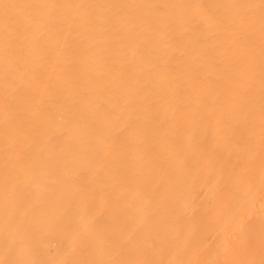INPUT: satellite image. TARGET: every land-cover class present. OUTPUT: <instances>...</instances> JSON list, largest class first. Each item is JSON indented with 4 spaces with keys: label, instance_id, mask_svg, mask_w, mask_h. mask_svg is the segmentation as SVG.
<instances>
[{
    "label": "bare ground",
    "instance_id": "obj_1",
    "mask_svg": "<svg viewBox=\"0 0 264 264\" xmlns=\"http://www.w3.org/2000/svg\"><path fill=\"white\" fill-rule=\"evenodd\" d=\"M14 1L10 9V3H4L8 5L4 9H9V13L4 12L9 19L6 14L7 19L0 14V83L7 77L22 82L23 78L18 79L19 71L26 70L24 67L29 65H21L24 69L18 71L15 65L20 59L16 63L7 58L16 59L21 48H15L16 42L29 43L31 40L28 46L33 55H25L28 48H23L22 55L27 56L25 63L34 57V63L29 60L32 63L29 67L34 71L27 70L30 74L33 72L31 77L36 82L37 93H34L37 95L32 96L39 99L33 108L35 100L26 98L30 92L29 89L26 92L28 82L26 89L20 86L26 95L19 91L28 103L12 96L10 86L14 82H6L9 86L1 83L5 89L10 88L11 94L7 96L3 88L6 98L11 95V101L12 97L15 102L20 98L21 104L31 106L24 112L28 119L20 115L22 108H17L18 118L28 120L30 123H24L30 124L29 127L24 124L22 130H17L20 134L15 132L16 121L12 119L17 117L16 112L11 114V121L6 119L14 123L7 122L13 127L11 133L8 131L10 135L3 130L7 137L0 136L1 143L4 139L3 144H6L0 148V172H7V176L0 179V189L6 190L4 201L0 202V216L3 212L8 214L0 221V249L19 240L28 242L27 251L14 254L11 262L57 264L54 258L62 253L58 250L60 243L72 236L67 230H55V216L44 217L59 210L58 198H64L62 194L69 188L66 177L63 178L58 169L55 174L58 183L45 189L40 187L42 180L35 178L33 170L36 168L39 174H44L48 166L14 165L35 157L44 149L42 147L59 145L67 137L70 140L66 139L63 146L69 152L74 156L80 150L86 153L82 156L81 167L85 168L92 193H110L115 188L118 193L126 191L121 193L127 196L124 202L134 209L133 214L132 211L123 213L127 221L135 218V210H143L142 203L154 199V194L163 195L155 204L169 208L180 202L186 188L197 191L213 184L215 178H222L223 182L211 187L215 194L213 200L221 201L229 194V187L245 192L243 202L234 208L225 227L206 238L211 244L226 247L217 252L226 264H264L263 219L253 210L264 195V0H26L29 7L27 3L19 7L24 2L17 0V5ZM1 8L3 12V6ZM20 21L24 24L18 26ZM6 23L10 27L16 25L13 30L8 28L10 33L14 31L10 35L7 33L10 37L2 34L4 27H8ZM24 32H29L27 40ZM12 43L15 54L11 53L13 49H8ZM30 74H23L24 79ZM227 82L232 87H228ZM12 89L15 94L20 88L16 90L12 86ZM49 114L54 119L51 116L48 120ZM113 117L117 118V123ZM19 119L17 125L22 127ZM110 119L114 127L108 122ZM25 127L29 128L28 133ZM108 127L114 131L109 133L110 138H104L105 141L124 135L127 142L126 150H122L127 173L124 175V167L123 175L119 172L122 177L126 176L122 182L118 178V182L115 180L118 174L115 178L113 174V178L109 176L118 172V166L110 167L115 159L112 163V160H105L104 150L103 159L111 165L101 167L102 151L99 155L92 152L93 148L89 151L91 145L97 149L94 144L99 143V133ZM47 130L48 133L44 132ZM251 134L259 137L257 143L250 150L242 149V141ZM28 144L34 148L26 149ZM115 150L116 154L120 151ZM111 152L114 153L113 149ZM215 153L222 162L211 161ZM63 154L66 153L63 151ZM1 157H5L7 164ZM235 158L240 161L237 167L233 165ZM18 177L27 180L13 184V179ZM88 199L98 201L102 196ZM20 209L23 213L17 215L15 210ZM180 219L185 221L180 216H171L160 223L161 233L174 236L172 243L161 247L154 245V241L162 235L147 233L144 225L139 226L141 231L120 228L129 240L119 248V260L112 264H187L183 251L188 241L183 240L182 232L175 231ZM42 224H45L44 231H40ZM89 226L88 231L93 234L96 228ZM41 236L48 239V244L38 248L36 244ZM194 247L191 240L188 248L192 251ZM168 253L172 256L170 259ZM144 255L147 258L143 260ZM45 260L47 262L43 263ZM0 264L11 263L1 254Z\"/></svg>",
    "mask_w": 264,
    "mask_h": 264
},
{
    "label": "rangeland",
    "instance_id": "obj_2",
    "mask_svg": "<svg viewBox=\"0 0 264 264\" xmlns=\"http://www.w3.org/2000/svg\"><path fill=\"white\" fill-rule=\"evenodd\" d=\"M0 1H1V3H0L1 11H2V8H1L2 6H3V9L8 6V5L7 6L4 5L5 2L10 3L9 9L12 7L11 4L15 5L14 3H12V1H14V0H12V1L11 0H9V1L3 0L4 2L2 0H0ZM25 1L20 0V2L21 3L24 2V4H20L19 7L20 6L21 7L26 6L25 3L28 4V6H26V7H29L30 6L29 2L28 1L25 2ZM14 2H16L17 5L19 4L17 2V0H15ZM9 9H7V10H9ZM7 10L4 9L3 12L5 11L6 13H9V12H7ZM1 11H0V14L2 13L1 17H3V15L6 13L5 12L3 13ZM6 15H4V19H7L9 17L7 15V18H6ZM24 19L28 20V17H27V19L26 18H24ZM4 21H6V20H4ZM22 21L19 22L18 26L20 24H22V25L24 24ZM26 22L27 21H25V23ZM2 24H4V23H2ZM9 24H10V22H9ZM9 24L8 23L5 24L8 27L7 28L4 27V29L2 30L4 33L2 32V34L9 33V35H10L11 33L14 32V31H12L10 33L9 30L11 29L13 24L11 25V27L9 26ZM24 25L26 27L28 26L27 23ZM14 26L12 27V30L16 28V25H14ZM8 28H9V30H8ZM6 29L9 32H6L5 31ZM27 30L30 31L29 27L27 28ZM24 34H25V32H24ZM9 35L7 34L6 36L8 37ZM26 35L28 37L29 32H26L25 37L23 36L25 40H27ZM24 39H20V40L24 41ZM17 41L20 42L19 40H17ZM16 43H15L16 47L14 46V43H12V44L8 45V49L9 50L11 49V51L13 49V51L11 53L15 54V53H13L14 51H16L15 48L17 49V48L21 47L20 51L22 53L20 51H19V53L17 52V54H18V55L16 54L17 57H16V55H14V58L16 57L15 60H13V58H12L13 56L11 54H8V55L12 56V57H9V58L6 57V58L10 61L12 59V61H15V62H16V60L20 59V60H18L20 64L17 63L18 62L17 61L16 62L17 65H15V68L17 67L18 71L20 69H22V70L24 68L26 69L23 71L20 70L21 73L23 72L22 74H20V71H19V75L20 76L22 75V76L21 77L19 76L18 79L23 78V79H20V81L22 80V82H19L17 80L19 82V85H18L17 81H16L17 85H15L16 82L14 80H16V79H14L12 81V80H10V78L7 77L8 80L5 78V82H3L2 81L3 78H2L1 83L3 82L5 85V83L6 82L9 83V80H10L12 82V84L15 83L12 86H15L16 90L20 88L19 90H17L18 93L16 92L15 94H13V91L15 92V90H13L12 86H10L11 91H12V96L13 97L16 96L15 99L17 98V96L20 97L21 99L25 98L24 95H26V92L27 91L29 92V90H30V92L32 91L33 92V93L31 92L32 98L30 97V94H29L30 92L26 95L27 96L26 98L28 100L29 99L35 100L33 102H36V100L39 99V97L38 96H37L38 98L34 97L37 95V94L35 95V93H37V91L35 90L36 86L34 85L36 82L34 81L35 82L34 83L33 78H32L33 77L32 71H34V69L33 70H32V68L30 69V67H32V63H34V57H33V60H32V58L31 59L28 58L26 61L28 63L27 64V63H25V59L27 58V56L24 57L22 55L25 52V50H23V48H28V49H26L27 52H25V55H28L29 57H31V55H29V53H31L33 55V53L30 50L31 48H29L31 46L30 45L28 46V44H31V40L29 43L25 41V43H27V45L25 43L21 42L23 44V47H22L21 43L20 44L19 43L16 44ZM17 45H20V46H17ZM10 46H11V48H10ZM12 46L15 48H13ZM9 52L7 51L6 53H9ZM20 54L23 56V57L21 56L23 59L21 57L20 58L18 57V56H20ZM23 60H24V64H23ZM29 60H31L32 63H29ZM25 64L27 66L29 65L30 67L28 66L29 67L28 68L26 66L25 67L22 66L24 68H21V65H25ZM27 69L29 70V72H30V70H32L31 71L32 77H31V74L28 73ZM26 73L30 74V75L26 76L25 77L26 80H25L23 76L26 75ZM30 80H32V81L30 82ZM27 82H28V85L30 84L29 85L30 87L27 85ZM24 83L26 86L24 85ZM1 85H0V101L2 100V102H0V104L2 103L4 105V107H3V105H0V108L5 109L6 111L1 109L2 112H0V115L2 113H5V114L8 113L7 114L8 116H6V117L3 116V115H5V114H3L2 119L0 121V125H2V126H0V130H1L0 133H3L2 135L0 134V136H3V138L5 139L6 134H4V132H2L3 130L5 131V133L7 130V134L10 135L13 127H17L16 131L14 128L15 132H17L18 128H20L22 130V128L25 125L29 127L30 124H27L29 121L26 120V119H28V117H26L27 113H24V112L26 110H28L29 108L31 109V106L32 107L37 106V102H36V105L33 102H30L31 104H34V105L30 106V104H24V103L29 102L27 99L26 100L22 99L24 102V103H22L23 104L22 105L20 98H18L17 102H15L16 100L14 101L13 100L14 98L12 97V101L14 102V104H13L11 101V95L8 96L7 98L5 97V96H7L8 93H10V90H9L10 88L6 87V89H5V87H3L4 85H2V86ZM9 85L10 84H7L6 86H9ZM20 86L23 87L24 89H26L25 87L28 86L26 89V92H24L25 90L23 92H21L23 90V88L21 89ZM227 86L232 87L231 83H229V82H227ZM3 88L6 91L5 92L6 95L4 94ZM31 88H32V90H31ZM33 89H34V91H33ZM19 91H20V94L21 93L24 94V95H22L23 97L19 95ZM32 95H34V96H32ZM3 97L6 98V100L2 99ZM3 100H5L7 104L5 102H3ZM18 102L20 103V105L17 104ZM9 104L12 106V109H11V106ZM25 105H26V107H25ZM6 106H9V107H6ZM27 107H28V109H27ZM7 108L11 109L12 111H10L9 109L7 111ZM17 108H18V110H19V108L20 109L22 108V110L19 111L22 113L20 115H24L26 119H24L23 116H22L23 117L22 119H19L21 117L18 118L19 112H17L18 111ZM9 111L11 112L10 116H11V114L15 115V113L17 112V117L15 116L14 119H12L13 116H11V118H10L9 117ZM51 116H52V114H49L47 116V118H49L48 120H51L50 119ZM53 117L54 116H52V119H54ZM0 118H1V116H0ZM6 119L7 120H9V119L15 120L16 122L15 121L14 122L16 125L18 124L17 120L19 119L20 120L19 123L21 124V126L22 125L23 126L22 127H20L18 125L15 126L14 123L9 122L11 120L7 121ZM122 119H123V117H122ZM122 119L120 121H122ZM2 121H4V123ZM110 121L113 123V119H110ZM110 121H108V122L110 123V125H112L111 127H114V123L118 122L117 118L115 119V122L113 124H111ZM7 122L9 124L10 123L14 124L13 127L10 128L12 125L7 124ZM24 122H27V123H24ZM3 126H5V127L7 126V128H9V130L7 128L5 129V127H3ZM28 129L29 128H27V130H26V127H25L24 131H27L26 133H28ZM105 130H102L103 133L101 131L100 132H101V134H103V136H105V134H106L107 137H103L99 133V136H101L100 139L98 138L99 141L97 140V142H99V143L94 144L95 148H97V149L95 150L94 146L91 145V147H89V151H91L93 148L92 152H95L98 155L102 151L100 155L102 158L101 164L103 163L102 164L103 166L99 163L101 165V167H105L106 165L108 166L109 162L105 163L106 159H108V161L112 160L111 163L115 159V161L113 162L114 165L113 164L111 165V163H109V166L110 165H111L110 167L118 166V167H116L117 169L119 168L118 172L115 174L113 172L109 176H111L113 174L112 176L115 178V175L118 174L116 176L115 180L117 182H118V180H119V182L120 181L122 182L124 179H126V176L122 177L121 174L123 175L124 170H125L124 175H126V173H127L126 172L127 169H125L126 166L124 167V164H126V162H125L126 157H125V153L123 152L126 150V147H124V146H127V142L125 141L124 135L117 137V138H114L112 135H110V136H112L111 138L113 139V142H111L112 139H110V140H107L108 141L107 144L104 143V142H107V141H105L106 139L110 138L108 136H109V133L111 134L113 128L110 130V128L108 127V129L106 128ZM14 131H12V132H14ZM230 131H231V133H233L234 129H231ZM44 132L48 133V130L44 131ZM18 133H19V131L17 132V134ZM101 138H103L104 141L101 140ZM104 138H106V139H104ZM120 138H121V140H120ZM258 138L259 137L257 135L251 134L242 141V145L240 147L244 150H250L253 147V144L257 143L256 139H258ZM4 139H3V141L5 142ZM66 139H67V137H66ZM68 139L66 141H68ZM115 139L117 141H114ZM64 141L60 142V144L58 142L59 145H49V146L42 147L44 149L38 151V154L35 157L25 158L21 161H17L14 164L15 166L18 164H21L24 166H30L33 164V165H35V167L40 166L42 164H43V167L48 166L46 169H44L46 171L45 173H47V174H45V173L39 174V172H37L36 168L33 170V174L36 173L35 178L39 181L42 180V181H40V182H42V184L40 183L41 188L47 189V188H49V186H53V185H55V183H58L56 181V177H55V174H57L56 171L58 169L60 170L59 172L62 175V177L63 178L66 177V181H67L66 186L69 185L68 186L69 188H67L65 193L62 194V196H65L64 198H62V197L58 198L59 202L57 204H59V210L56 213L44 215V217L46 219H51L52 217L55 216V223L57 224V227L55 226L56 231L67 230V231L72 233V236L70 237V239L66 240V242L60 243L58 250L62 253H61V255L57 256L56 259L54 258L55 261L57 260L56 261L57 264H112L113 262H115V260L118 261L119 260V253H120L119 248H121L122 246H125L129 240L127 234L125 232H123V230H124L123 228H125V230L127 229V231H129V230L141 231L142 228H140L139 226L144 225L143 229L147 233L152 231V232H156V233L162 235V236L156 237V239L154 241V245H156V246L159 245L161 247L164 244H168V243L170 244V243H172L171 240H173L174 236H170L166 232L161 233L159 230H160L162 224L167 220V218L171 217V216H180V218L185 219V221L180 219V223L176 227L175 231L182 232L184 237H185L183 240L188 241V242L184 243V251H183V252H185L186 257H187L186 258L187 264H226L224 259L221 256H219V254H217V252H219V250H221V249L224 250V249H226V247L219 246L217 244H211V241L208 242L207 241L208 238H206V237H207V235L209 236V235L213 234L215 231H218V230L225 227V224L228 222L230 216H233L232 212H233L234 208L238 207L243 202L245 192H242V191H239L237 189L229 187L228 188L229 194L225 195L221 201L218 202L216 200H213V196L215 194L213 191L214 188H211V187H216L223 182L222 178L221 179L215 178L213 180L214 181L213 184H211L209 186H203V187L197 189V191H192L191 189L186 188L183 196L181 197L180 202L173 205L172 207H169V208H167V206H159V205L155 204V202L160 197H162L163 195L159 194V193L154 194L153 195L154 199H152L151 201L149 200L148 202L142 203V205L145 208L143 210L136 209L135 215H137V216L135 218L134 217L131 218L130 221H127L126 218L123 217V213L126 211L127 212L132 211L131 214H133L134 209L131 208L132 205L130 203L124 202L125 200H127L126 199L127 196L125 197V195L121 194V193L122 192L126 193V191H124V190L121 191L119 189L121 192L118 193L119 191L116 192L117 188H115L116 190L114 189L115 191L113 190L110 193H108V192H106L104 194L92 193L91 188L89 186V182L87 181L86 171H84L85 168L81 167V166H83V165H81V163L83 161L82 156L86 155L85 151L80 150L79 153L76 152V156H74L72 154V152H69L70 150L67 149V147L63 146ZM4 142L1 143V141H0V148H4L6 146V144H3ZM116 142L118 144L120 143L119 145L117 144V147L115 146ZM61 143H63V144L61 145ZM101 143H103L104 146L103 145L100 146ZM123 143L125 145H123ZM109 144H111L112 147H110ZM113 146H114V148H113ZM100 147H102V149H100ZM104 147L108 150V153H106L107 150L104 149ZM108 147L111 148V150ZM15 148H16V145H13V149H15ZM30 148H34V145H29V144L26 145V149H30ZM60 148H62V149L64 148V149L61 150ZM68 148H70V147H68ZM115 148L120 149L121 152L117 150L118 151L117 154L120 156H118L115 153V151H116ZM52 149H54L55 151H53V152L49 151ZM57 149H59L58 152H56ZM112 149H113L114 153L111 152ZM60 150H61L62 154H61ZM97 150H99V153ZM63 151L66 154H63ZM103 151L105 153V154H103V156L106 154L109 155V156L106 155V157L104 156L105 160L103 159V156H102ZM67 153H70L71 155H67ZM112 153H113L114 157L116 154L115 158L112 156L113 159L110 157V155H112ZM121 154H122V156H121ZM214 155L215 156L212 155V157L210 158L211 161H215V162L220 161V157L217 156L216 153ZM67 156H69V157L71 156V159L68 158ZM118 158H120V159H118ZM1 160L5 164H7V160L5 159V157H4V159L2 158ZM117 160L118 161L120 160V162L123 165L119 162L120 165H122V166H120L118 164ZM220 162H222V161H220ZM239 164H240L239 159L235 158L233 160L234 167H237ZM122 167H124L123 168L124 170L122 169ZM66 172H67L68 177L65 176ZM119 172H121V174ZM6 176H7L6 171L0 172V179L3 177H6ZM118 176L120 178L122 177V180H120V178ZM117 178H118V180H117ZM25 180H27L26 177H18L17 179H13L12 182H13V184L18 185L19 183H21ZM45 181H46V183H48V185L46 183H44ZM26 183L28 184V182H26ZM79 184H80V187H79ZM77 192H80V194L79 195L76 194ZM5 195H6L5 188L0 189V202L4 201ZM98 195L102 196L101 200L99 199L97 201V200H93V199H88L89 197H93V196L95 197ZM170 195H173V194L171 193ZM120 197H122V198L119 199ZM36 205L39 206L38 203H36ZM3 206L4 205H2V207ZM25 206H26V204H25ZM253 210L257 211L262 216V219H263L262 229H264V195H262L260 197L259 202L254 206ZM15 211H16L17 215H21L23 213L22 209L15 210ZM7 216H8V214L3 212V214L0 216V221L5 219V217H7ZM65 220H67V221L65 222ZM137 221H141V223L138 224V223H136ZM10 222H14V221H10ZM161 222H162V224L160 225ZM0 224H1V222H0ZM11 225L13 226L14 224H11ZM89 225H93V227L96 228V231L93 234H90L88 231V228H90ZM44 226H45V224H42L41 230L40 229L39 230L44 231L45 230ZM120 228H122L123 230H121ZM119 230H121L122 232L120 231L121 232L120 233ZM144 235H146V234H144ZM47 240L48 239L45 236H41V238L39 240H37L38 242L36 244V247L41 248V247L45 246L46 244H48ZM191 240H192V244H194V246H195L192 251L189 250L190 248H188L191 246ZM162 241H165V242L161 243ZM27 244H28V242L23 241V240H19L16 243L10 244L9 246L3 247L2 249H0V255L2 254L3 257L5 256V259L7 261H9L11 264H15V263L11 262L12 256L14 254H17V253L26 252L27 250H25V248H26ZM172 247H174V245ZM171 257L172 256L168 253L167 258L170 259ZM146 258L147 257H145V255H144L143 260ZM155 258H157V257H153V259H155ZM106 261H107V263H106ZM46 262H47V260H45L43 263H46Z\"/></svg>",
    "mask_w": 264,
    "mask_h": 264
}]
</instances>
